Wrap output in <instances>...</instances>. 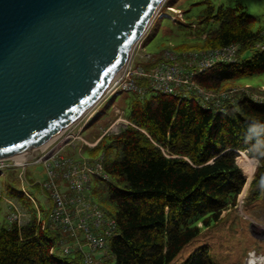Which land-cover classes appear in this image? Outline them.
Here are the masks:
<instances>
[{"label":"trees","instance_id":"obj_1","mask_svg":"<svg viewBox=\"0 0 264 264\" xmlns=\"http://www.w3.org/2000/svg\"><path fill=\"white\" fill-rule=\"evenodd\" d=\"M199 19L204 26L195 36L202 44L178 51L236 46V54L233 62H217L196 74L195 85L219 93L264 74V32L254 28L255 18L242 5L210 4ZM131 95L130 114L123 117L128 124L87 148L90 155L103 156L108 180L94 179L92 195L115 219L118 232L98 264L111 259L114 264H171L237 206L246 185L237 152L258 160L249 200H264V99L238 94L220 111L204 108L193 93ZM49 214L0 229V264H83L80 253L75 258L62 254V235L49 225ZM181 264L218 263L210 247L200 245Z\"/></svg>","mask_w":264,"mask_h":264},{"label":"water","instance_id":"obj_2","mask_svg":"<svg viewBox=\"0 0 264 264\" xmlns=\"http://www.w3.org/2000/svg\"><path fill=\"white\" fill-rule=\"evenodd\" d=\"M165 1L0 0V160L84 116Z\"/></svg>","mask_w":264,"mask_h":264},{"label":"built area","instance_id":"obj_3","mask_svg":"<svg viewBox=\"0 0 264 264\" xmlns=\"http://www.w3.org/2000/svg\"><path fill=\"white\" fill-rule=\"evenodd\" d=\"M163 5L156 16L159 15ZM160 15L162 17L163 13ZM144 36L136 45L122 71L115 76L96 105L79 120L65 128L48 144L46 149H39L40 151L34 149L30 159H26V155L23 154L0 160V176L8 171H26L29 166L43 165L46 179L40 188L51 205L48 223L62 235L60 241L62 254L72 256L80 253L83 264H96V260L104 259L107 253L99 254L98 259L94 255L101 250L107 251L109 240L118 234L115 219L87 195V192L92 189L94 179L108 180V176L103 171V156L99 155L92 160L84 158L77 160L65 152L66 147L71 146L76 149L77 143H81L78 154L82 157L84 147L95 148L104 135L112 132L110 131L112 127L105 130L103 135L94 142H88L82 135L85 126L99 112L102 104L109 97L121 92L144 96L149 90H153L169 95L178 94L181 97H187L193 93L204 108L223 111L225 103H233L235 96L239 94L236 89L219 93L205 91L193 81L196 74L211 68L217 62H233L236 46L181 53L168 49L156 55L145 54L143 63L139 62L141 66L140 64L137 66L139 60L137 56L135 59L133 57ZM117 122L128 123L122 113L118 115ZM120 130L121 128L115 132ZM19 175L22 184L25 181L28 183L25 174L24 177L21 173ZM9 204L12 205V201H9ZM24 216L15 207L8 216L9 224L24 225ZM38 218H41L39 211Z\"/></svg>","mask_w":264,"mask_h":264},{"label":"rangeland","instance_id":"obj_4","mask_svg":"<svg viewBox=\"0 0 264 264\" xmlns=\"http://www.w3.org/2000/svg\"><path fill=\"white\" fill-rule=\"evenodd\" d=\"M210 4L216 8L242 5L244 11L255 18L254 28L264 32V0H166L135 52L133 58L137 56L139 60L137 66L143 63L145 54L156 55L168 49L175 51L182 45H201V39L195 36L196 32L202 30L204 26L199 23V15ZM213 26L212 24L209 28ZM177 52L182 51L177 50ZM232 86L231 89H236L239 94L246 93L258 101L264 99V74L238 80ZM131 102L132 95L129 92H121L109 97L102 104L99 112L85 126L82 133L84 139L94 142L111 127L112 132L110 133H119L120 131H115L122 128L125 123H116V120L121 113L125 118L129 116ZM54 138L45 144L50 143ZM81 146V143H77L76 149L68 146L65 152L77 160L82 158L92 160L96 157L90 155L86 147L83 148L82 157H80L78 151ZM250 159L253 160L252 163L257 162L253 172L242 166L236 159L246 177V185L238 198L237 206L224 213L223 220L217 226L205 229L200 238L188 245L171 264H181L200 245L210 247L211 254L218 264H264V200L250 201L248 192L259 162L257 159ZM20 173L23 177L25 174L28 183L25 181L22 184L19 179ZM45 179V170L41 164L29 166L26 171H8L0 176V229L9 224L8 216L15 207L25 215L23 223L36 219L38 210L44 219L51 205L43 193L39 192L40 187L39 189L36 187L41 185ZM92 191L93 189L88 191L87 195L98 203ZM10 200L12 205L9 204ZM255 252L256 254H253ZM105 253L108 252L101 250L94 257L98 259L99 254L104 255ZM71 258H75V255ZM98 263L99 260H96V264ZM110 264H114L113 259Z\"/></svg>","mask_w":264,"mask_h":264},{"label":"bare ground","instance_id":"obj_5","mask_svg":"<svg viewBox=\"0 0 264 264\" xmlns=\"http://www.w3.org/2000/svg\"><path fill=\"white\" fill-rule=\"evenodd\" d=\"M96 105V103L94 104V106ZM93 106V107H94ZM49 144V143H48ZM48 144H43L42 146H40V147H37L36 149H37V151H40V150H44L47 146H48ZM35 149V150H36ZM40 149V150H39ZM36 153V152H35ZM240 153V159H239V163L242 165V166H245L249 171H251V172H253L254 171V168H255V164L257 163V162H253L252 163V161L253 160H251L248 156H246L243 152H239ZM26 159H30V158H28V156H26L25 157Z\"/></svg>","mask_w":264,"mask_h":264},{"label":"clouds","instance_id":"obj_6","mask_svg":"<svg viewBox=\"0 0 264 264\" xmlns=\"http://www.w3.org/2000/svg\"><path fill=\"white\" fill-rule=\"evenodd\" d=\"M127 122H128V121H127ZM127 124H128V123H127ZM125 125H126V123H125ZM125 125H123V126H125ZM123 126H122V127H123Z\"/></svg>","mask_w":264,"mask_h":264},{"label":"crops","instance_id":"obj_7","mask_svg":"<svg viewBox=\"0 0 264 264\" xmlns=\"http://www.w3.org/2000/svg\"><path fill=\"white\" fill-rule=\"evenodd\" d=\"M124 127V126H123ZM103 135V134H102ZM11 201V200H10Z\"/></svg>","mask_w":264,"mask_h":264}]
</instances>
